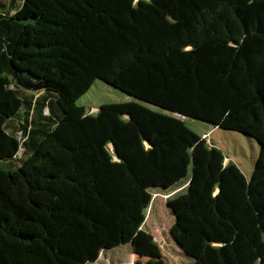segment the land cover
Instances as JSON below:
<instances>
[{
	"label": "trees",
	"instance_id": "obj_1",
	"mask_svg": "<svg viewBox=\"0 0 264 264\" xmlns=\"http://www.w3.org/2000/svg\"><path fill=\"white\" fill-rule=\"evenodd\" d=\"M97 79L166 112L88 113ZM188 117L254 138L251 176ZM184 178L182 253L264 264V0H0V264L94 262Z\"/></svg>",
	"mask_w": 264,
	"mask_h": 264
},
{
	"label": "rangeland",
	"instance_id": "obj_2",
	"mask_svg": "<svg viewBox=\"0 0 264 264\" xmlns=\"http://www.w3.org/2000/svg\"><path fill=\"white\" fill-rule=\"evenodd\" d=\"M136 101L150 109L166 112L155 105L129 96L111 85L97 79L90 89L78 100L86 111L95 114L102 104ZM186 125L209 145L220 149L224 162L236 164L248 179L251 176L255 159L259 153V143L247 135L233 130L213 127L193 118L185 119ZM186 178L177 183L174 189L163 191L151 189L153 198L147 209L146 218L133 241L118 247L100 252L97 260L88 264H195L193 258L182 253L181 248L173 241L169 229L174 218L166 207L167 198L185 192Z\"/></svg>",
	"mask_w": 264,
	"mask_h": 264
},
{
	"label": "water",
	"instance_id": "obj_3",
	"mask_svg": "<svg viewBox=\"0 0 264 264\" xmlns=\"http://www.w3.org/2000/svg\"><path fill=\"white\" fill-rule=\"evenodd\" d=\"M177 117H180V118H185V116L183 115H180V114H176ZM165 191V190H164ZM173 218H174V215H173ZM173 241L177 244V242L173 239ZM178 245V244H177ZM179 246V245H178ZM104 251V250H103Z\"/></svg>",
	"mask_w": 264,
	"mask_h": 264
},
{
	"label": "crops",
	"instance_id": "obj_4",
	"mask_svg": "<svg viewBox=\"0 0 264 264\" xmlns=\"http://www.w3.org/2000/svg\"><path fill=\"white\" fill-rule=\"evenodd\" d=\"M185 185H186V183H185ZM125 245V244H124ZM107 250H109V249H107ZM95 262V261H94Z\"/></svg>",
	"mask_w": 264,
	"mask_h": 264
}]
</instances>
